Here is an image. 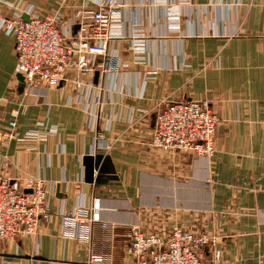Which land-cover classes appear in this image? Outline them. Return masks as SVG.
<instances>
[{"label":"crops","instance_id":"0c3cea01","mask_svg":"<svg viewBox=\"0 0 264 264\" xmlns=\"http://www.w3.org/2000/svg\"><path fill=\"white\" fill-rule=\"evenodd\" d=\"M118 1L124 32L144 30L145 61L133 64L129 40L115 39L108 52L119 70L100 72L97 57L87 78L73 57L60 87L20 92L14 40L0 30V125L17 110L19 135L42 130L40 121L56 128L35 149L0 145V179H43L52 215L38 236L1 240L0 264H89L93 255L101 264H132L125 249L133 232L168 233L173 225L213 235L221 264H264V0ZM16 3L0 0V18ZM25 4L40 17L59 16L71 42L78 12L90 15L89 0ZM199 99L219 119L211 157L151 145L161 108ZM86 155L94 158L92 182ZM75 207L94 217L86 240L64 234L62 215Z\"/></svg>","mask_w":264,"mask_h":264},{"label":"built area","instance_id":"2783aa9c","mask_svg":"<svg viewBox=\"0 0 264 264\" xmlns=\"http://www.w3.org/2000/svg\"><path fill=\"white\" fill-rule=\"evenodd\" d=\"M23 1L17 0L13 11L0 18V30L13 37L17 60L15 73L22 75L26 88L60 87L66 80L73 57L77 64L84 62L81 71L87 78L97 69V57L102 59L100 72L119 70L120 60L108 52V43L115 39L129 40L128 51L133 64L145 61L148 40L144 30L133 25L129 35L124 32V4L118 0H89L86 4L90 7L89 18L85 16L88 12L85 8L74 18L77 30L73 40L71 37L73 42L62 33L59 16L40 17L31 7L23 5ZM161 1L166 3V0ZM73 80L79 84L77 77ZM85 83L80 81V86ZM13 112L6 125H0L1 146L17 140L35 149L36 144L56 132L54 126L46 129L40 121L37 124L42 130L33 128L19 135L16 131L18 111ZM218 122V116L206 99L171 101L156 113L150 143L162 150L209 158L215 150ZM47 195L43 179H0V240H13L21 235L38 236L40 221L52 219ZM92 221L94 217L88 209L75 207L62 215L64 234L86 240ZM216 244L215 237L205 231H190L173 225L168 233L133 232L125 252L132 264H221V250ZM101 263L100 256L90 257L89 264Z\"/></svg>","mask_w":264,"mask_h":264},{"label":"water","instance_id":"95a60500","mask_svg":"<svg viewBox=\"0 0 264 264\" xmlns=\"http://www.w3.org/2000/svg\"><path fill=\"white\" fill-rule=\"evenodd\" d=\"M98 73L95 72L94 78L96 80ZM16 78L18 80V90L21 92L23 90V77L21 74L17 73ZM83 165H84V174L85 180L87 182H92L93 174H94V158L93 156L86 155L83 157Z\"/></svg>","mask_w":264,"mask_h":264},{"label":"rangeland","instance_id":"374dc122","mask_svg":"<svg viewBox=\"0 0 264 264\" xmlns=\"http://www.w3.org/2000/svg\"><path fill=\"white\" fill-rule=\"evenodd\" d=\"M192 155V154H191ZM193 156H195V155H193ZM3 240H5V239H3ZM1 241V240H0Z\"/></svg>","mask_w":264,"mask_h":264}]
</instances>
